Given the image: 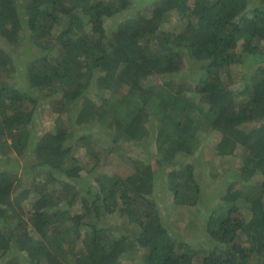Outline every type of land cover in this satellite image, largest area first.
<instances>
[{
    "label": "trees",
    "instance_id": "1",
    "mask_svg": "<svg viewBox=\"0 0 264 264\" xmlns=\"http://www.w3.org/2000/svg\"><path fill=\"white\" fill-rule=\"evenodd\" d=\"M141 2L0 0L1 256L17 248L34 263L70 264L71 258L72 264H116L138 247L147 249L144 264H194L192 243L171 238L162 224L151 231L145 222L161 213L154 199L155 169L174 165L179 155L191 156L201 135L217 133L214 156L242 164L234 179L228 177L232 182L221 199L247 212L240 225L223 209L208 213L205 232L213 242L200 264H264V66L237 89L243 95L239 101L229 88L230 67L244 60L238 48L255 56L264 42V0H147V8ZM181 8L194 17L177 32L164 29V15ZM117 16L119 24L107 29L106 21ZM57 21L69 26L53 35L49 25ZM105 94L112 97L109 105ZM40 104L51 107L61 124L37 134L33 121ZM153 115V164L139 159L135 174L109 172L112 162L100 160L88 169L65 147L75 131L93 128L112 145L122 140L142 149L138 142L149 136ZM11 155L23 161L20 172ZM180 166L164 180L174 209L200 206L205 170ZM82 171L92 174L85 180L89 184ZM56 172L63 183L77 179L75 184L87 185L79 198V188L66 184L58 193L50 181L41 182L45 173L56 181ZM245 182L253 184L248 191L236 188ZM76 201L82 212L74 218L63 208L73 209ZM8 211L17 222L8 220ZM116 211L141 232L93 236L86 254L74 250L70 236L79 234L82 218L104 235L100 219ZM240 234L254 252L251 263L249 249L238 243ZM4 264L19 262L12 257Z\"/></svg>",
    "mask_w": 264,
    "mask_h": 264
},
{
    "label": "rangeland",
    "instance_id": "2",
    "mask_svg": "<svg viewBox=\"0 0 264 264\" xmlns=\"http://www.w3.org/2000/svg\"><path fill=\"white\" fill-rule=\"evenodd\" d=\"M107 3H117L118 0H105ZM141 7L147 8V0H141ZM215 1V0H213ZM215 16H219L220 13L217 11ZM249 14H246L248 17ZM193 14H184V9L181 8L177 13L173 10L164 15L162 19L163 28L166 30H170L171 32H177L182 29L186 23V18H193ZM120 21V17H114L106 21V28L113 29L115 28ZM60 21L54 22L49 25L51 28V32L53 35H59L61 33H65L68 23L65 26ZM246 37V36H245ZM238 51L242 53V59L238 65H233L230 67V73L232 82L229 86L230 89L235 90L237 94L238 101L243 97V95L237 92V89L244 88L245 84L250 82L251 77L253 76V71L261 69L264 66V42L257 44V49L255 51V56L249 55L251 53L245 52L242 49ZM246 57L251 58V60L246 61ZM21 65L18 64L16 67L17 73ZM17 73L15 72L16 78L19 80L18 82L22 85V88H26L25 85L20 82L22 81L17 77ZM245 76V78L243 77ZM253 77H257L253 76ZM91 92V91H90ZM93 99L99 103V98L94 97L93 93H89ZM102 96V94L100 95ZM99 96V97H100ZM106 103L109 105L111 102V96L108 94L104 95ZM103 99V96H102ZM42 107H38V111L36 114V119L33 121V129L35 133L42 134L44 132L50 131L56 125L61 124L59 118L56 114L53 113L51 107L48 105L40 104ZM73 120V119H72ZM10 125V123H9ZM154 127V115L151 118L150 124L146 127L149 131V136L139 141L142 145L141 147L132 146L131 144H126L124 141L119 140L117 144L112 145L109 140H106L103 135L97 134L95 136V129H78V132L75 131V134L72 137H68L70 140L67 141L65 147L71 146L73 150L74 156L79 159L80 162L87 163L86 168H91L92 164L96 161L101 162H112V166L108 170L112 171L114 168L117 169L123 175H132L135 172V165L138 164L137 161L146 160L151 162L153 159V153L156 151L157 142L154 140L152 134L155 132ZM83 134L86 132L84 139L82 141L79 139L81 136V132ZM220 136L217 133H211L207 137L201 135L197 142L193 145V154L191 156L182 157L181 155L177 156L174 160V165L167 166L163 170L156 171V185H155V196L154 199L158 202V207L161 209V213L159 217H156L155 220L150 219L146 221L147 227L153 231L157 230L159 224H162L168 231L166 233L176 241H184L192 243L194 249V264H200L202 258L207 254L210 249V244L213 242L210 236L205 232L206 229V221L208 217V213L212 214L213 212H218L221 209L226 211L235 224L240 225L243 217V212L246 213V209L242 211V206L240 208L233 207V204H226L222 201V197L226 192L227 185L232 182L228 177L235 178L236 175L239 174L240 168L242 167L241 161L238 158H224L220 159L214 156V151L216 147V143L219 141ZM9 144V143H8ZM151 155V156H150ZM14 155H11L10 157ZM19 163V168L17 169L20 172V168L24 166L22 164L23 161L20 159H15ZM141 162V161H139ZM146 163V162H144ZM190 163L194 167L195 173H200V171L204 168V175L200 179L201 187L204 189L206 194L203 196L204 201L200 206L195 207H185L181 209H174V205L171 199L170 194L166 191L167 184L164 182L168 173L173 169L180 168L181 164ZM153 164V161L152 163ZM171 164V163H170ZM100 169V168H98ZM104 170V168H103ZM56 181L50 180L49 174L45 173L40 176L41 182H46L47 180L51 182L52 189H54L58 193H62L64 191L63 186L69 185L71 190H76V199L80 197V192L84 191L87 185H82V183H76L77 179H72L68 181V183L62 182V176L60 177L59 172H56ZM59 174V175H58ZM135 174V173H134ZM81 177H83V181L86 184L85 180L87 178L91 179L92 174H87L86 172H81ZM264 179V176L261 178ZM253 184L251 182H245L242 187L236 185V188H243L248 191ZM168 194V195H167ZM71 197V195H70ZM264 201V199H263ZM123 202V201H122ZM121 203V202H119ZM65 205V204H63ZM64 210L70 211V213L74 216V218L80 217L82 208L79 204L75 203L74 208L67 207L65 205ZM169 209L166 216H164V211ZM27 214L28 209L22 213V217H28ZM9 221L12 223L17 222L15 219L14 213L8 211ZM26 215V216H25ZM104 221V222H103ZM82 226L79 230V234L76 232H71V238L75 240L76 248L74 250H81L82 253H87L92 244L93 236L95 238H102L105 236L108 239L116 236L117 238L126 235L130 232L139 233L141 232V227L133 221L128 219H124V215L119 212H115L112 216L105 217L102 216L100 219L99 227L104 231V235H101L103 232H93L90 228L91 219L90 218H82ZM21 233V231H20ZM113 235V236H110ZM240 247L249 249L247 253V257L249 255V263L253 260L254 252L251 251L250 244L247 241V238L240 234ZM222 249V246H219ZM84 251V252H83ZM147 253V249L145 248H134L132 251H128L127 253L120 256L116 264H144L143 258ZM14 258L19 262V264H46L45 260L42 259L39 263H34L31 261H26L25 256L22 253H19L17 248H13L10 252L8 251L4 256H1L0 253V264H4L7 261H10L11 258ZM71 258H69L70 264H72Z\"/></svg>",
    "mask_w": 264,
    "mask_h": 264
},
{
    "label": "clouds",
    "instance_id": "3",
    "mask_svg": "<svg viewBox=\"0 0 264 264\" xmlns=\"http://www.w3.org/2000/svg\"><path fill=\"white\" fill-rule=\"evenodd\" d=\"M240 44H241V43H240ZM255 75H256V74H255ZM255 75H254V76H255ZM238 243L240 244L241 242H238ZM122 255H123V254H122ZM122 255H121V256H122ZM119 258H120V257H119Z\"/></svg>",
    "mask_w": 264,
    "mask_h": 264
}]
</instances>
